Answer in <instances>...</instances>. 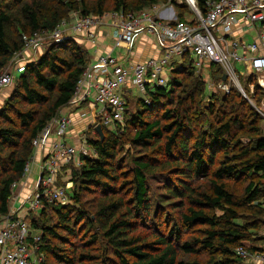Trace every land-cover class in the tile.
Instances as JSON below:
<instances>
[{
	"label": "trees",
	"instance_id": "1",
	"mask_svg": "<svg viewBox=\"0 0 264 264\" xmlns=\"http://www.w3.org/2000/svg\"><path fill=\"white\" fill-rule=\"evenodd\" d=\"M218 1L196 0V5L204 14L207 2ZM159 4L176 8L178 21L190 16L175 0H0V74L22 49L23 37L49 34L71 13L100 17ZM180 62L170 71L168 87L149 89L147 102L138 99L137 111L129 118L125 113L123 126L113 132L97 121L103 140L89 127L87 140L96 157L64 168L74 185L70 202L44 203L40 219L34 217L33 225L42 230V264H242L237 246L264 249L250 243L264 239L257 237L264 228V121L233 89L220 98L209 95L204 103L205 81L188 55ZM88 64L85 50L65 40L18 74L0 111V215L33 152L32 140L68 106ZM207 69L212 81L222 80L218 66ZM243 137L252 139L253 150L241 144ZM231 181L244 183V191L229 190ZM149 183L162 189L153 199L156 215L169 222L175 213L167 230L146 225L154 209ZM86 194L97 198L87 209L81 200ZM145 227L149 234L143 238L138 231Z\"/></svg>",
	"mask_w": 264,
	"mask_h": 264
},
{
	"label": "built area",
	"instance_id": "2",
	"mask_svg": "<svg viewBox=\"0 0 264 264\" xmlns=\"http://www.w3.org/2000/svg\"><path fill=\"white\" fill-rule=\"evenodd\" d=\"M181 1L189 8L191 16L185 22H170L161 17L158 5H155L139 13L112 12L100 17L71 13L68 20L60 22L51 33L23 37L22 49L13 55L0 74V91L11 87L17 78L15 75L23 73L26 65L37 61L52 44L77 41L83 36L84 41L95 46L97 39L103 36L99 27L104 25L117 33L116 48L127 49L129 53L141 36L149 35L162 55L131 66L122 65L110 55H100L87 65L69 104L80 106L92 93L93 103L89 110L80 112L78 117L59 113L52 119L32 140L33 152L24 165L21 179L11 185L7 212L0 215V264L44 262L41 233L33 227L29 216H39L44 203L65 206L70 202L72 187L70 181L62 180L69 171L64 168L81 166L82 157H96L86 136L89 127H94L97 121L108 128L123 126L126 113L123 90L130 86L146 102L149 89L168 87L166 73L174 68L168 65L173 56L188 55L197 76L210 65L221 69L227 79L214 82L211 78L206 83L209 95H227L236 85L242 93L231 63H249V75L257 77L263 91L259 103L252 98L246 99L264 121V83L260 79V73L264 74V0L207 2L204 14L198 9L196 0ZM250 35L253 37L249 39ZM248 54L251 57H246ZM249 86L254 89V85ZM78 118L86 119L90 124L83 131L85 135L79 136L78 143L72 144L68 142L69 129ZM33 167L37 170V178L32 182L29 194L19 203L15 192L32 176ZM234 253L242 264H264V249L250 251L240 245Z\"/></svg>",
	"mask_w": 264,
	"mask_h": 264
},
{
	"label": "rangeland",
	"instance_id": "3",
	"mask_svg": "<svg viewBox=\"0 0 264 264\" xmlns=\"http://www.w3.org/2000/svg\"><path fill=\"white\" fill-rule=\"evenodd\" d=\"M175 3L177 4V5H182L183 4V1H181L180 2V0H175ZM162 5V6H161ZM187 7V6H186ZM169 10L170 12H172V13H174V15H175V17L177 16V12H178V10H176V8H174L171 4H159L158 5V10H159V12H161L162 10ZM188 10V12H190L189 11V8L187 9ZM183 11L185 12V13H187L184 9H183ZM109 14V13H108ZM106 15V14H105ZM174 15H172V17H171V19L172 20H169L170 22H175L176 20H177V18H173L174 17ZM186 17H187V19L189 18V19H191V16H187L186 15ZM166 18V17H165ZM167 19V18H166ZM169 19H170V17H169ZM174 19V20H173ZM251 37H253L252 35H250L249 36V39L251 38ZM248 39V38H247ZM136 46V45H135ZM135 46H134V48H135ZM127 52H128V50L127 49H125ZM129 52H132V49L129 51ZM161 55H162V52H161ZM177 56V55H176ZM176 56H173L170 60H169V62H168V65H174V64H177V65H179V66H181V62H180V58H178V57H176ZM153 58V57H152ZM159 58H161V56L159 57ZM183 64V63H182ZM232 64V67H233V69H234V71H235V73H236V75H237V79H238V82H239V84H240V87H241V89H242V93H243V95H242V93L240 92V90L238 89V86L236 85V86H233L232 87V89L240 96V97H242L244 100H246L247 101V99L246 98H252L253 99V101L256 103H259V99H261L262 98V95L258 92V91H255V87H254V89H251V87L249 86V85H252V83L251 82H254V84H256L258 87H259V84H258V82H257V77L255 76V75H249V74H247V71H246V69H249L250 68V66H249V63H247V62H243L242 64H238V63H231ZM261 75H262V72L260 73V77H261ZM15 76H18V74H16ZM201 77H202V79H203V81H205V84H204V94H203V97H204V103H206V104H208L209 103V92H208V90H207V88H206V83H208V81H210L211 80V75H210V71L208 70V69H204V72L201 74ZM249 78H252V80L253 81H248L249 80ZM169 79H171V77L169 76ZM261 79V78H260ZM262 82L264 83V81L262 80ZM14 89H15V85H12L11 87H9V88H7V89H5L4 91L3 90H1L0 91V111H1V109L3 108V106H4V103H5V101L7 100V98H9L11 95H12V93L14 92ZM259 89H260V91L262 92L263 90L259 87ZM3 91V92H2ZM219 96H221V95H218L217 97L218 98H220ZM122 98H123V100H124V102L126 103V112H127V116H128V118L130 117V115H132V114H134V112H136L137 110L135 109V103H136V101L138 100V99H140V96H139V94L135 91V90H133L132 91V93H131V95L130 96H127V94H123L122 95ZM146 102H147V100H146ZM249 105H250V103H249ZM258 105V104H257ZM68 106H70V104H68ZM68 106H66V107H68ZM72 106H75V105H72ZM206 106V105H205ZM251 106V105H250ZM65 107V108H66ZM64 109V108H63ZM123 122H124V120H123ZM114 129V130H113ZM108 130H111V131H115L116 129L113 127H110V128H108ZM261 131H262V137L264 138V122L262 123V125H261ZM82 135H85L84 134V132L82 133ZM87 137L88 136H91V134H89V135H86ZM241 144H243V145H248V146H250V149L251 150H253V148L255 147V144H254V142H252V139H250V138H246V137H243V140H241ZM129 146H127V145H125V147H124V150H125V153H127L128 151H129ZM130 152V151H129ZM125 153H124V155L123 156H126L125 155ZM132 152H130V154H131ZM122 156V157H123ZM121 157V158H122ZM219 158H220V156H219ZM128 162V161H127ZM34 168V167H33ZM36 173H37V170H36V168H34V171H33V169H32V180L34 181V180H36V178H37V175H36ZM175 176V175H174ZM71 172H69L68 171V174L66 175L65 174V176H63L62 177V180L64 181V182H68V181H70V184H71V187H72V189H73V182H72V180H71ZM171 177H173V176H171ZM254 178H256V177H254ZM251 180H252V178H251ZM149 186H150V188H151V191H152V193H153V195H152V198H151V200H152V207L154 208L155 207V203H153V199H155L156 198V196L162 191V189L161 188H157V187H160L161 185L160 184H156V185H153V184H151V183H149ZM157 186V187H156ZM227 186H228V188H229V190H231V191H233V192H235L236 194H240V193H242L243 191H244V188H245V184L244 183H241V182H228L227 183ZM10 189H11V186H10ZM71 189V195H72V190ZM98 195V193H96V196ZM81 200H82V202L85 204V208L87 209L88 207H90V206H92V205H94L95 203H96V200H97V198H95V196H93V195H91V194H86V195H84L82 198H81ZM11 203V202H10ZM73 205V204H72ZM72 205H69V206H72ZM156 209L157 208H154L153 209V211H152V215H151V217H150V221H149V223L148 222H146V225H147V227H152V228H154V230H167L168 228H170L171 227V222H170V220L172 219V220H174V212H172L173 213V216H172V218H171V215H170V218H169V222L167 221V219H165L164 217L163 218H161L160 217V215H156V213H155V211H156ZM40 215H41V213H40ZM40 215L36 218V220H38V219H40ZM29 219H30V221L32 222V224H34L33 222H35L34 220H35V218L33 217V216H29ZM264 220V219H263ZM144 222V220L141 222L140 221V223L142 224ZM166 222V223H165ZM51 223V222H50ZM149 224L151 225V226H149ZM33 227L37 230V231H39L41 234H42V230L40 229V227L39 228H37V227H35L34 225H33ZM146 230H147V228L145 227V229H139V231H138V234L140 235V236H142L143 238H146V236H148V234L149 233H146ZM177 233H179V232H177ZM258 235H257V237L258 238H260V237H263L264 236V228H260L259 230H258V233H257ZM182 236H181V238L182 239H186V238H188V236L190 235V232H187V233H182L181 234ZM73 244H77V246H78V242L76 241V240H72L71 241ZM251 244H253V245H261V244H264V239H262L261 241H260V243L257 241H255V242H250ZM101 245V243L99 244V246ZM75 251H77V248H75ZM80 251H81V249H80ZM80 251H78V254H80ZM51 264H52V261H51Z\"/></svg>",
	"mask_w": 264,
	"mask_h": 264
},
{
	"label": "crops",
	"instance_id": "4",
	"mask_svg": "<svg viewBox=\"0 0 264 264\" xmlns=\"http://www.w3.org/2000/svg\"><path fill=\"white\" fill-rule=\"evenodd\" d=\"M174 13L165 9V10H162L159 14L161 17H164V18L166 17L168 20H172L171 17L172 15H174ZM173 18H177V16L175 17L174 15ZM99 31L103 34V36H100L99 39H97V43L95 46H93L89 42L84 41L83 36L78 37V40L76 41L87 53L89 63L96 60L97 57L100 55L101 56L110 55L114 58H117L122 65L131 66L134 63L141 62L143 60H146L152 57L159 58L161 56L160 51L158 50L156 43L152 36H149V35L141 36L138 39L136 46L132 50V52L128 53L125 50H123V48L115 47V38L117 36V33L114 30H111L108 26L104 25L103 27H99ZM246 57L249 58L251 57V55L248 54L246 55ZM249 70L250 68L246 69L247 74H249ZM203 72H204V69L201 71L200 76ZM166 75L167 77L169 76L171 77L169 69L167 70ZM132 91L133 90H131V87L127 86L123 90V94H127V96H130ZM91 103H93L92 93L88 96L87 100H85L80 106L70 105L62 109L60 111V114H64L68 116L71 115L72 117L74 115H77L78 117V114H80V112L86 113L89 110ZM89 124H90L89 121L86 119L78 118L77 120H75L74 125L70 127L69 129L68 142L72 144H77L79 136L82 134L85 127L89 126ZM32 182L33 180L31 176L19 185L17 191L15 192L18 195L19 203H21L22 200L29 194L31 186H32ZM16 207L18 206L16 205Z\"/></svg>",
	"mask_w": 264,
	"mask_h": 264
},
{
	"label": "water",
	"instance_id": "5",
	"mask_svg": "<svg viewBox=\"0 0 264 264\" xmlns=\"http://www.w3.org/2000/svg\"><path fill=\"white\" fill-rule=\"evenodd\" d=\"M43 55V53H41V55H40V57ZM226 75L224 74L223 76H222V81H226ZM243 95V94H242ZM94 132L98 135V137L100 138V140H103V133H102V129H101V126H100V124H96L95 126H94Z\"/></svg>",
	"mask_w": 264,
	"mask_h": 264
},
{
	"label": "bare ground",
	"instance_id": "6",
	"mask_svg": "<svg viewBox=\"0 0 264 264\" xmlns=\"http://www.w3.org/2000/svg\"><path fill=\"white\" fill-rule=\"evenodd\" d=\"M260 78H261V80L264 81V74H262ZM15 80H16V79H15ZM14 82H15V81H14Z\"/></svg>",
	"mask_w": 264,
	"mask_h": 264
}]
</instances>
